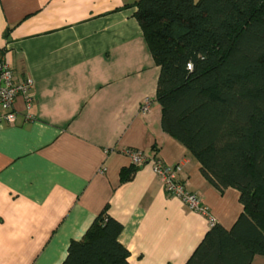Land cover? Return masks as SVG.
Segmentation results:
<instances>
[{
  "label": "crops",
  "instance_id": "crops-1",
  "mask_svg": "<svg viewBox=\"0 0 264 264\" xmlns=\"http://www.w3.org/2000/svg\"><path fill=\"white\" fill-rule=\"evenodd\" d=\"M138 1L0 0V60L35 82L31 110L18 98L16 122L0 125V264H61L104 210L123 224L132 264H185L210 220L170 196L151 163L122 182L129 148L181 164L187 188L225 228L244 211L239 190L216 188L163 130L161 68Z\"/></svg>",
  "mask_w": 264,
  "mask_h": 264
},
{
  "label": "trees",
  "instance_id": "trees-1",
  "mask_svg": "<svg viewBox=\"0 0 264 264\" xmlns=\"http://www.w3.org/2000/svg\"><path fill=\"white\" fill-rule=\"evenodd\" d=\"M137 7L161 68L163 130L216 188L238 189L244 206L232 228L211 225L185 264H252L264 256V0H139ZM135 171L122 170L121 181ZM123 228L104 210L61 264H132Z\"/></svg>",
  "mask_w": 264,
  "mask_h": 264
},
{
  "label": "built area",
  "instance_id": "built-area-1",
  "mask_svg": "<svg viewBox=\"0 0 264 264\" xmlns=\"http://www.w3.org/2000/svg\"><path fill=\"white\" fill-rule=\"evenodd\" d=\"M191 68V65H189ZM35 82L30 76L19 77L15 74L12 66L6 60H0V125L14 124L18 118L16 102L22 98L28 111L31 110L34 100ZM152 102L147 98L142 104L140 111L147 113L151 109ZM28 119L33 115L29 112ZM132 161V165L139 167L145 163H151L152 169L162 180L166 192L173 197L180 199L190 210L206 215L210 224L216 223L215 217L210 213L209 208L203 203L198 193L187 188L184 180L181 179V164H168L158 158H149L140 149L129 148L125 151Z\"/></svg>",
  "mask_w": 264,
  "mask_h": 264
}]
</instances>
